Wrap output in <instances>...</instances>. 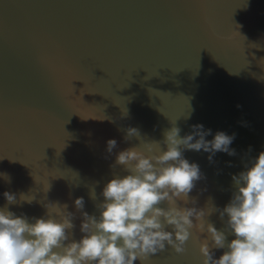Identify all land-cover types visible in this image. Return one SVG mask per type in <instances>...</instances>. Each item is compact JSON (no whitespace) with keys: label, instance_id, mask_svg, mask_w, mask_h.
I'll return each instance as SVG.
<instances>
[{"label":"water","instance_id":"95a60500","mask_svg":"<svg viewBox=\"0 0 264 264\" xmlns=\"http://www.w3.org/2000/svg\"><path fill=\"white\" fill-rule=\"evenodd\" d=\"M198 124L206 140L235 134L236 155L184 151L202 174L187 206L222 210L264 152V0H0V209L30 223L72 213L65 244L79 241L83 213L98 217L103 188L129 174L121 151H166L165 130ZM205 219L235 239L226 214ZM192 232L185 253L144 264H202L208 233Z\"/></svg>","mask_w":264,"mask_h":264},{"label":"clouds","instance_id":"9594fccd","mask_svg":"<svg viewBox=\"0 0 264 264\" xmlns=\"http://www.w3.org/2000/svg\"><path fill=\"white\" fill-rule=\"evenodd\" d=\"M180 132L175 126L165 130L166 151L160 142H151L147 151L133 147L117 155L116 164L129 174L117 176L103 188L98 217L83 213L84 235L79 241L65 244L68 230L75 227L72 213H57L60 220L35 218L30 223L26 216L0 209V264H136L137 260L144 264L169 246L177 254L185 253L193 229L199 239V234L208 233V239H200L202 264H264V152L233 176L236 191L222 210L188 207L190 202L195 204L189 194L202 174L198 164L184 158V151L236 155L230 148L235 134L218 131L206 140L212 132L202 124L193 125L192 132L184 136ZM133 135L140 133L128 129L126 139ZM152 143L159 146L158 151H153ZM107 144L109 152L116 147L115 140ZM2 175L10 182L7 174ZM91 196L96 198L94 191ZM4 197L9 204L16 203L13 193L5 192ZM24 197L28 203L35 199ZM75 206L84 208L83 197L75 200ZM213 211H220L221 218L227 215V229L235 236L231 242L225 231L205 219ZM213 248L227 250L216 259Z\"/></svg>","mask_w":264,"mask_h":264}]
</instances>
